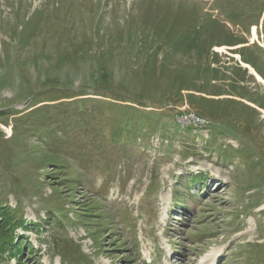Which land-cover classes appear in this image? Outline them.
<instances>
[{"label":"rangeland","instance_id":"obj_1","mask_svg":"<svg viewBox=\"0 0 264 264\" xmlns=\"http://www.w3.org/2000/svg\"><path fill=\"white\" fill-rule=\"evenodd\" d=\"M0 206L21 264H264V0H0Z\"/></svg>","mask_w":264,"mask_h":264},{"label":"trees","instance_id":"obj_2","mask_svg":"<svg viewBox=\"0 0 264 264\" xmlns=\"http://www.w3.org/2000/svg\"><path fill=\"white\" fill-rule=\"evenodd\" d=\"M205 175L195 177L194 182H203ZM10 211V212H9ZM31 225L33 223H30ZM25 220H19L15 217V213L11 212L10 206H0V258L4 259L5 255L9 254L12 258L17 260V264H21L20 260L25 251V243L21 244L16 237V229L19 227L24 229ZM21 237V235H20ZM29 241V240H28ZM27 251L33 253V246L31 242L27 244Z\"/></svg>","mask_w":264,"mask_h":264},{"label":"built area","instance_id":"obj_3","mask_svg":"<svg viewBox=\"0 0 264 264\" xmlns=\"http://www.w3.org/2000/svg\"><path fill=\"white\" fill-rule=\"evenodd\" d=\"M182 113L178 117V121L181 125L185 126L188 124H195L198 126H205L208 120L199 115L197 112L188 109L187 107H182Z\"/></svg>","mask_w":264,"mask_h":264},{"label":"bare ground","instance_id":"obj_4","mask_svg":"<svg viewBox=\"0 0 264 264\" xmlns=\"http://www.w3.org/2000/svg\"><path fill=\"white\" fill-rule=\"evenodd\" d=\"M213 253H214V252H213ZM211 255H214V254H209V255H207L205 259L211 257ZM206 264H213V262H209V263H206Z\"/></svg>","mask_w":264,"mask_h":264}]
</instances>
